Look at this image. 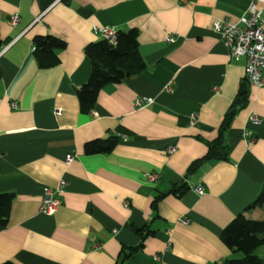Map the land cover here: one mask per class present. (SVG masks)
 <instances>
[{"label": "crops", "instance_id": "0c3cea01", "mask_svg": "<svg viewBox=\"0 0 264 264\" xmlns=\"http://www.w3.org/2000/svg\"><path fill=\"white\" fill-rule=\"evenodd\" d=\"M249 2L0 0V193L12 195L0 264H208L231 253L222 229L264 208L246 209L264 190V85H248L225 132L226 156L188 169L244 79L245 59L230 57L212 23H237ZM95 26L136 28L146 66L103 85L84 113L75 88L91 71L86 45L102 39ZM45 34L65 42L46 68L33 52V37ZM139 96L153 102L137 107ZM110 135L119 138L111 150L85 153L87 141ZM60 180V204L42 213L43 188ZM182 183L187 190L171 192ZM139 231L142 245L122 260Z\"/></svg>", "mask_w": 264, "mask_h": 264}, {"label": "trees", "instance_id": "16d2710c", "mask_svg": "<svg viewBox=\"0 0 264 264\" xmlns=\"http://www.w3.org/2000/svg\"><path fill=\"white\" fill-rule=\"evenodd\" d=\"M65 46V42L58 37L45 34L33 37V52L38 66L51 67L58 63L57 51ZM85 53L91 61V71L85 83L75 88V93L79 101L80 110L89 113L95 106L98 92L103 85L107 83H118L123 79L137 75L146 66L138 49V30L128 28L117 30L115 44L109 43L105 39H100L86 45ZM248 81L244 77L240 83L238 93L231 106L224 114L217 136L208 142L206 154L194 160L189 166L188 172L191 173L206 161H212L224 158L227 154V144L225 141V132L229 127L232 117L239 107L246 104L248 93ZM119 138L110 135L106 138L89 140L84 145L85 153L107 152L111 150ZM188 187L185 183L176 185L171 192L182 194ZM163 194L157 195L152 204ZM12 195L9 193H0V223L5 224L9 212V206ZM264 207V190L246 207ZM142 235V232L139 231ZM144 236L136 246L128 248V251H122V260L128 258L132 253L142 245ZM220 238L228 247L230 252L240 251L244 258L240 260H229L227 257L221 262L208 264H264V258L256 254L258 247L264 243V218H249L243 212L228 223L221 231ZM3 264H11L9 262Z\"/></svg>", "mask_w": 264, "mask_h": 264}, {"label": "built area", "instance_id": "2783aa9c", "mask_svg": "<svg viewBox=\"0 0 264 264\" xmlns=\"http://www.w3.org/2000/svg\"><path fill=\"white\" fill-rule=\"evenodd\" d=\"M181 3L186 0H179ZM264 0H250L248 9L237 23H229L227 21H214L212 30L216 32L223 44L228 48L229 55L232 59H245L244 77L249 84L254 86L264 85ZM18 20L17 14L10 16V22L13 24ZM94 31L99 33L102 39L107 40L111 44L116 42L117 29L111 26H95ZM168 41H173V37L169 36ZM5 49V47H3ZM153 102L152 97L139 96L135 99V106L140 107L149 105ZM12 106L15 103L12 102ZM191 118H195V114H191ZM252 122H257L258 118L250 115ZM246 135L250 131L245 132ZM170 148L169 151H172ZM72 154L66 155V161L72 159ZM158 177L156 173L146 174L149 181H154ZM64 181L60 180L56 187L45 186L43 188L40 211L42 213L52 215L60 204L59 194L62 192ZM198 195L204 193L201 185L192 187ZM154 260L159 259V255L153 256Z\"/></svg>", "mask_w": 264, "mask_h": 264}, {"label": "water", "instance_id": "95a60500", "mask_svg": "<svg viewBox=\"0 0 264 264\" xmlns=\"http://www.w3.org/2000/svg\"><path fill=\"white\" fill-rule=\"evenodd\" d=\"M258 251L264 254V243L258 247ZM227 258L229 260H240L244 258V255L240 251L231 252Z\"/></svg>", "mask_w": 264, "mask_h": 264}, {"label": "rangeland", "instance_id": "374dc122", "mask_svg": "<svg viewBox=\"0 0 264 264\" xmlns=\"http://www.w3.org/2000/svg\"><path fill=\"white\" fill-rule=\"evenodd\" d=\"M256 218L260 219V218H264V208H262L261 212L256 216ZM256 254L259 255L260 257L264 258V254L256 251Z\"/></svg>", "mask_w": 264, "mask_h": 264}]
</instances>
